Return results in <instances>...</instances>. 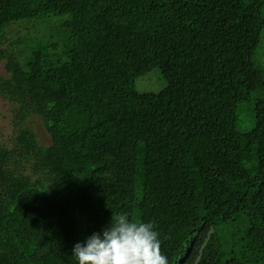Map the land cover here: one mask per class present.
<instances>
[{"label":"trees","instance_id":"obj_1","mask_svg":"<svg viewBox=\"0 0 264 264\" xmlns=\"http://www.w3.org/2000/svg\"><path fill=\"white\" fill-rule=\"evenodd\" d=\"M257 2L0 0V264H264Z\"/></svg>","mask_w":264,"mask_h":264},{"label":"rangeland","instance_id":"obj_2","mask_svg":"<svg viewBox=\"0 0 264 264\" xmlns=\"http://www.w3.org/2000/svg\"><path fill=\"white\" fill-rule=\"evenodd\" d=\"M259 2V3H258ZM257 5H263L264 0H258ZM261 9V8H260ZM262 11V10H261ZM263 17H264V7H263ZM210 17V25L211 28L215 30H220L222 26V20L224 16H219L218 14H214ZM62 19L56 18L52 20H42L40 22L43 29L53 27L55 25H58L61 22ZM264 48V35H263V41H262V49ZM261 56L259 55L258 61L262 64L264 68V58L261 60ZM0 73L4 74V64L0 65ZM166 85L165 80L162 77V74L160 73V70L154 69L150 73L142 76L137 81V89L140 92H158L162 90ZM10 110L6 103H4L0 99V139L3 141L4 139H9V137L12 135L10 131V125L8 124V119L10 115ZM252 113L245 107L241 109L240 113V122L239 126L242 130H249L253 127V121H252ZM28 124L33 127L34 131L36 132L39 143L42 146H50L51 145V138L44 130L41 122L39 119L33 118L31 119Z\"/></svg>","mask_w":264,"mask_h":264}]
</instances>
